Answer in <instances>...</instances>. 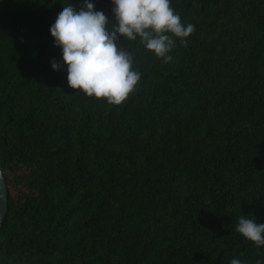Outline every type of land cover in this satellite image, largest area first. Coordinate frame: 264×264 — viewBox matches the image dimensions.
Segmentation results:
<instances>
[{
    "label": "trees",
    "instance_id": "obj_1",
    "mask_svg": "<svg viewBox=\"0 0 264 264\" xmlns=\"http://www.w3.org/2000/svg\"><path fill=\"white\" fill-rule=\"evenodd\" d=\"M68 3L0 0V264L264 259L235 231L264 223V0H171L194 31L169 63L121 41L141 79L118 106L50 66Z\"/></svg>",
    "mask_w": 264,
    "mask_h": 264
},
{
    "label": "clouds",
    "instance_id": "obj_2",
    "mask_svg": "<svg viewBox=\"0 0 264 264\" xmlns=\"http://www.w3.org/2000/svg\"><path fill=\"white\" fill-rule=\"evenodd\" d=\"M109 19L96 10L92 0H82L77 8L70 2L62 6L49 28L53 46L60 49L61 62L53 60L51 68L66 70L68 86L75 94L102 100L109 105L122 104L141 79L133 67L132 51L123 42H136L164 63L177 40L194 31L191 23H182L178 13L170 7L171 0H109ZM235 231L254 246L264 247V223L254 216L240 215ZM230 264H242L237 258ZM255 264H264L258 258Z\"/></svg>",
    "mask_w": 264,
    "mask_h": 264
},
{
    "label": "water",
    "instance_id": "obj_3",
    "mask_svg": "<svg viewBox=\"0 0 264 264\" xmlns=\"http://www.w3.org/2000/svg\"><path fill=\"white\" fill-rule=\"evenodd\" d=\"M9 191L6 185V179L0 165V230L4 224L8 208Z\"/></svg>",
    "mask_w": 264,
    "mask_h": 264
}]
</instances>
